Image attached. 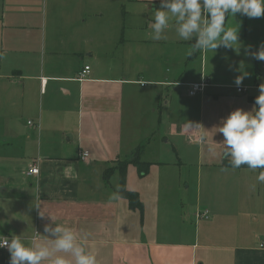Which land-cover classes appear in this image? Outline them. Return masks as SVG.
Masks as SVG:
<instances>
[{
    "label": "crops",
    "instance_id": "0c3cea01",
    "mask_svg": "<svg viewBox=\"0 0 264 264\" xmlns=\"http://www.w3.org/2000/svg\"><path fill=\"white\" fill-rule=\"evenodd\" d=\"M143 1L0 0L6 91L0 102V236L38 231L47 243L51 215L86 237L97 264H264L261 169L223 166L218 132L232 111L253 108L251 97L264 84L249 54L259 39L255 18L238 13L226 20V27L239 28V52L223 46L194 51L180 48L186 41L178 36L153 40L137 25L129 34L126 8ZM86 65L90 74L79 80ZM238 76H244L239 87ZM202 82L204 89L190 95V85ZM19 110L30 115L23 131ZM148 123L149 136H139ZM156 128L166 141L198 146L196 178L184 187L195 188L194 198L177 201L175 169L143 159L141 143ZM33 142L38 151L27 162ZM141 146L149 173L141 177L130 163L127 187L139 194L143 215L126 198L110 199L120 162ZM35 165L39 173L27 175ZM206 209L209 218L197 220ZM9 261L8 249L0 248V264Z\"/></svg>",
    "mask_w": 264,
    "mask_h": 264
},
{
    "label": "clouds",
    "instance_id": "9594fccd",
    "mask_svg": "<svg viewBox=\"0 0 264 264\" xmlns=\"http://www.w3.org/2000/svg\"><path fill=\"white\" fill-rule=\"evenodd\" d=\"M238 13L249 18L264 17V0H161V7L152 13V39H167L165 30L169 22L174 21L175 31L181 40L196 38L192 45L194 51L216 50L223 46L239 52L236 47L239 44V28L225 26L227 18ZM249 54L256 60L264 61V44L258 51ZM243 79L244 76L236 78L238 87ZM259 93L251 110L238 108L232 111L222 120L218 132L224 136V157L230 158L231 166L239 168L246 165L252 170L261 169L257 180L264 183V84L259 86ZM189 124L193 127L191 122ZM209 151L215 149L210 147ZM118 193L119 189L110 199H119ZM41 205L37 200L35 206L44 218L48 214ZM48 216L52 223L44 226V232L50 234L43 237L47 243L40 242L38 231L31 237L24 234H13L11 238L0 236V248H7L10 253L9 264H44L45 261H50V264H97L96 256L86 248V237H81L74 227L59 224L53 216Z\"/></svg>",
    "mask_w": 264,
    "mask_h": 264
},
{
    "label": "rangeland",
    "instance_id": "374dc122",
    "mask_svg": "<svg viewBox=\"0 0 264 264\" xmlns=\"http://www.w3.org/2000/svg\"><path fill=\"white\" fill-rule=\"evenodd\" d=\"M161 7V0H144L143 2H135L133 3V6H127L126 8V14L125 18L127 19V31L130 34L131 29L133 28V25H137L138 31H142L144 35L147 33H150L153 35L152 29L148 26L150 25V22L154 21L152 18V13L159 9ZM1 13H2V6H0V52L2 51V29H1ZM40 19V17H39ZM256 38L258 39V44L256 45V51H258L262 44H264V18H255L254 19V27ZM252 30V29H251ZM165 35H167V39L175 38L177 37V33L175 31V23L174 21L169 22V27L165 30ZM171 36V37H168ZM196 38L194 37L192 41H186L183 43V45L180 48H187L191 47L195 44ZM176 47V44L174 46H169L168 54ZM4 50V49H3ZM255 52V51H254ZM4 54V53H3ZM197 54L200 56V53L197 52ZM210 54V53H209ZM3 57H0V67L3 61ZM258 65L262 68L261 71L264 72V61L257 60ZM188 64V62H187ZM185 64V66L187 65ZM208 65L210 66V61H208ZM167 68L171 69L170 64L167 63ZM264 79V74L263 77ZM170 88V87H169ZM5 89L4 86L0 83V102L4 101L5 97ZM24 100V97L20 98V101ZM23 110H19L16 113V116L21 117L22 119H25L24 121H19L18 125L21 131H23L27 126L26 121L29 119L30 115L28 112ZM167 116H168V110H167ZM4 123L0 122V135L1 132L4 129ZM152 125L150 123L142 125L139 127V136L146 135L151 132ZM157 131L153 133V136H151V139L148 141L144 138L142 141V145H144V160H161L164 162H167V166H171L176 171V188L174 189L173 195L174 198L182 202L183 200L194 198L195 196V188L191 186L192 188L189 190H184V187L186 186V181H193L194 178H196V168L198 164V146L197 145H188L187 142H185L184 139H171V141H166L168 138H164L161 132V128H156ZM148 131V133H147ZM175 141V142H174ZM176 144V145H174ZM37 144L35 142L32 143V145L29 148V153L31 158H26V161L28 162L30 159H32L33 154H36L37 150ZM136 148V147H135ZM135 151V149H134ZM125 156V155H123ZM117 175L113 177V180L116 181ZM259 214V213H258Z\"/></svg>",
    "mask_w": 264,
    "mask_h": 264
},
{
    "label": "trees",
    "instance_id": "16d2710c",
    "mask_svg": "<svg viewBox=\"0 0 264 264\" xmlns=\"http://www.w3.org/2000/svg\"><path fill=\"white\" fill-rule=\"evenodd\" d=\"M257 73L258 74L260 73V68L258 69ZM256 97H251V100L255 102ZM141 154H142V146L139 147L133 153V155H131V157L128 158L126 161L120 162L118 194L119 196L126 198L129 201L130 206H132L135 209H139L141 214L143 215L144 205L140 200L139 194L135 191L128 189L127 187V167L130 163H133L137 167L138 173L141 177L146 176L149 173L151 163L143 161L141 159ZM229 161L230 159L224 157L222 160V165L231 166ZM239 168H248V167L246 165H242Z\"/></svg>",
    "mask_w": 264,
    "mask_h": 264
},
{
    "label": "built area",
    "instance_id": "2783aa9c",
    "mask_svg": "<svg viewBox=\"0 0 264 264\" xmlns=\"http://www.w3.org/2000/svg\"><path fill=\"white\" fill-rule=\"evenodd\" d=\"M91 71V67L89 65L84 66L78 73V79L79 80H84L86 79V77L90 74ZM206 85V83L202 82V83H193L190 85V89H189V93L190 95H195L196 93L202 91L204 89V86ZM238 91H242V88H239ZM29 124H32V122L30 121ZM81 159L85 160L89 157V152L88 151H84L81 154ZM39 173V168L38 166H32L28 171H27V175H36ZM210 216V211L209 210H200L196 213V219H202V218H209ZM261 246H264V242L261 244ZM3 249H7V248H3Z\"/></svg>",
    "mask_w": 264,
    "mask_h": 264
}]
</instances>
